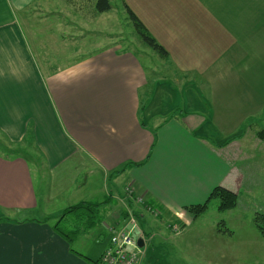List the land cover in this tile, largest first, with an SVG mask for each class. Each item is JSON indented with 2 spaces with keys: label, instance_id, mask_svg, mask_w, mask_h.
Returning a JSON list of instances; mask_svg holds the SVG:
<instances>
[{
  "label": "crops",
  "instance_id": "obj_1",
  "mask_svg": "<svg viewBox=\"0 0 264 264\" xmlns=\"http://www.w3.org/2000/svg\"><path fill=\"white\" fill-rule=\"evenodd\" d=\"M124 1L149 27L143 16L150 14L138 11L149 7V2ZM49 2L0 0V264L100 260L112 227L118 230L126 222L129 212L125 215L122 208L134 204L127 193L131 189L161 209L159 219L145 211L141 222L143 233L153 242L151 258H162L166 264L170 240L166 231L171 232L166 222H178L183 228L194 224L203 214L194 217L185 207L204 203L218 185L239 194L251 175L250 170L246 175L251 146L245 135L231 138L242 127L231 135L215 128L213 103L205 97L202 83L194 86L191 107L179 104L178 97L188 93L185 87L180 90L159 81L143 104L142 91L151 83L142 60L129 49L105 47L46 71L42 64L49 60L43 57L51 55L32 46L22 19L31 6ZM165 4L160 6L164 16H169L167 8L177 11L173 16L177 20L168 21L166 32L161 30L171 43L182 41L174 54L180 71L208 77L212 86L214 79H244L240 74L247 72L248 80H259L256 94H264V0H166ZM247 89L250 93L251 87ZM27 146L42 158L40 163L31 155L39 188L29 156L12 151L27 153ZM260 168L256 174L264 178V166ZM260 183L258 190L264 189V181ZM71 195L80 196L71 205L109 198L101 210L102 220L90 230H80L75 250L54 228L53 220L64 209H52ZM238 208L239 202L223 213ZM242 211H236L233 219L253 227L258 211ZM67 222L72 225L73 219ZM240 223L239 228H229L233 236L244 232Z\"/></svg>",
  "mask_w": 264,
  "mask_h": 264
},
{
  "label": "rangeland",
  "instance_id": "obj_2",
  "mask_svg": "<svg viewBox=\"0 0 264 264\" xmlns=\"http://www.w3.org/2000/svg\"><path fill=\"white\" fill-rule=\"evenodd\" d=\"M147 1L150 6L145 8V10H140V7L138 11L150 14L149 16H143L148 21V28L149 30L151 29L150 32L155 38L162 36V38L158 37L160 39L158 41L161 44L166 47V43H168L170 47L168 46L169 48L167 49L171 52L172 59L168 60L161 57L140 38L124 8L122 0H111L114 7L113 11L102 15H98L94 10L96 0H50L47 5L36 3L28 8L24 12V19L22 20L24 26L28 28L27 33L30 36L29 39L32 46L39 48V52L41 47L45 48L43 51L51 55L48 58L43 57V59L49 60L42 64L46 71L47 69H59L68 66L74 61H78L86 55L105 47L120 46L123 49L134 51L140 57L147 70L151 86L144 88L142 91V98L145 99L143 104H147L150 98L149 93H151L154 83L159 81L164 84L166 82L172 83L173 87H177L180 90L185 87L188 93L178 97L179 104L183 108L185 104L190 106V101L194 99V86L196 83H202L201 89L205 97L213 103L212 113L214 112V118L211 121L215 128L223 132V134L231 135L242 127L241 131L236 135H232L231 138L233 137L234 140L237 136L245 135L246 142L250 143V145L249 143L247 145L251 146L249 169L246 173L247 175L250 170L251 175L246 178V187L253 189L249 192L246 187L242 186L238 194L240 208L236 209V211L237 213H243L242 210L244 209L248 211L250 209H255L258 212L264 211V189L258 190V187H261L260 182H263L264 178L263 174H256L261 169L260 167L264 166V141L258 137V132L264 129V94H256L258 90H255V87L260 86L259 80H248L247 72H242L240 75L245 76L244 79H214V86H212L208 82V77L201 78L193 72L180 71L179 62L174 60V54L177 51L179 52L178 45L182 41L178 39L171 43L172 40L167 39L161 30L163 29L166 32L168 21L177 20L173 19V16H175L174 12L177 11L173 8H167L166 15L169 16L166 17L161 14L163 8L160 9V6L162 7L166 0ZM160 1L165 3L158 6L157 4ZM127 4L129 5L128 2ZM183 15L184 19H187L185 11ZM170 26L176 27L173 23H170ZM234 65L241 67L247 64L235 63ZM249 87H251L250 93L247 89ZM210 112L208 111V116L212 117ZM141 116H144V110H142ZM241 120L243 122L239 125ZM151 125H154V123L151 122ZM1 138L4 141V137ZM0 148L3 149L1 145ZM26 150L28 152L24 151L23 153L29 156L28 159L32 163L34 176L36 175V185L39 188L42 185L39 182L38 172L33 166L35 159L31 155L40 163L42 158L33 147L29 148L27 146ZM5 152L9 154L6 150ZM246 164L248 163L246 162ZM127 193L130 194V200L134 204L125 206L122 209L133 213L139 220L140 229L138 236L142 237L146 242L141 264H149L153 253L150 246L153 245V242L146 233H143L145 229L142 226L141 219H143L146 214L145 211H147L143 203L144 198L142 200V196L135 194L132 189L127 190ZM81 195L85 196L86 194ZM79 197L78 195L65 196L55 203L57 208L52 209H54L53 211L66 209L71 205L70 201H78ZM90 197L92 199H101L97 198L100 196ZM40 198L42 199L43 197ZM218 204L219 200H211L205 214L196 219L194 224L187 225L184 228L182 225L179 230L175 228L178 222L175 223L172 220L166 222L167 228L171 231H166L170 235V240L166 242V264H261L264 261V245H260L259 242L262 234L257 231L256 224L252 227V225L248 226L238 220L236 222V219H233L235 216L233 214L236 211L227 215L218 210ZM62 212L63 210L56 215L57 219L53 220L54 223L58 221ZM150 214L152 218L159 219L160 217ZM69 218L75 219V216H68L66 220ZM223 218L227 220V225L223 222ZM217 222H219V225ZM238 223L241 225L240 229L245 228L244 232L233 236L232 226L239 228ZM64 225L71 227L66 221ZM212 227L216 230L214 231ZM230 227L232 229L229 230ZM112 229L114 231L115 226ZM254 232H258L257 237L256 234L254 236ZM258 234H260V237H258ZM261 242H264L263 238ZM210 251L213 254H210Z\"/></svg>",
  "mask_w": 264,
  "mask_h": 264
},
{
  "label": "trees",
  "instance_id": "obj_3",
  "mask_svg": "<svg viewBox=\"0 0 264 264\" xmlns=\"http://www.w3.org/2000/svg\"><path fill=\"white\" fill-rule=\"evenodd\" d=\"M112 7L113 6L111 0H96L94 10L96 13H104L110 11ZM124 7L127 11L130 20L134 24L140 38L152 49H154L161 57L166 59L169 58V51L167 50V48L152 35L143 20L130 8L128 4H126V2L124 3ZM258 137L264 141V129L258 132ZM20 150L12 151L16 153V156H22V154L24 155V149ZM213 199L219 200L218 210L221 212L235 209L239 201L238 194L235 191H232L224 186L218 185L212 190L209 197L204 203L189 205L186 206L185 209L191 214H193L194 217H199L207 211L209 203ZM108 202L109 198H106L102 201H81L77 204L68 206L66 209L63 210L58 221L55 223L54 228L60 234L66 237V239L71 245V249L75 250L73 248V243L76 237L78 236L80 230H90L91 228L95 227L101 219V210ZM147 202L153 204L149 200H147ZM72 215L75 216V219H73V223L69 228L65 226L66 224L64 225V222L66 221L67 223L66 217ZM125 215H127L126 211ZM253 221L262 236L264 237V212H256ZM149 261L151 264H163L162 258H158L157 261L151 258ZM89 263L100 264V260H89Z\"/></svg>",
  "mask_w": 264,
  "mask_h": 264
},
{
  "label": "built area",
  "instance_id": "obj_4",
  "mask_svg": "<svg viewBox=\"0 0 264 264\" xmlns=\"http://www.w3.org/2000/svg\"><path fill=\"white\" fill-rule=\"evenodd\" d=\"M143 200V197H142ZM145 209L159 216L161 209L144 199ZM177 230L181 228L178 224ZM140 229L138 218L129 212L125 224L111 233L110 242L100 258V264H139L144 257V246H139L138 231Z\"/></svg>",
  "mask_w": 264,
  "mask_h": 264
},
{
  "label": "water",
  "instance_id": "obj_5",
  "mask_svg": "<svg viewBox=\"0 0 264 264\" xmlns=\"http://www.w3.org/2000/svg\"><path fill=\"white\" fill-rule=\"evenodd\" d=\"M138 243H139V246L143 247L144 246L143 238H139Z\"/></svg>",
  "mask_w": 264,
  "mask_h": 264
}]
</instances>
